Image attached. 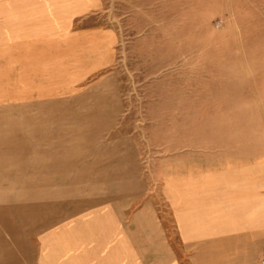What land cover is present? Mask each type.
<instances>
[{"label":"rangeland","instance_id":"1","mask_svg":"<svg viewBox=\"0 0 264 264\" xmlns=\"http://www.w3.org/2000/svg\"><path fill=\"white\" fill-rule=\"evenodd\" d=\"M17 2L0 4V264L80 254L85 233L117 264H262L264 220L232 244L222 211L252 189L264 206V0ZM81 27L110 34L62 35ZM114 92L112 124L76 115Z\"/></svg>","mask_w":264,"mask_h":264},{"label":"crops","instance_id":"2","mask_svg":"<svg viewBox=\"0 0 264 264\" xmlns=\"http://www.w3.org/2000/svg\"><path fill=\"white\" fill-rule=\"evenodd\" d=\"M11 1V2H10ZM18 0H0V4H8V3H18ZM105 35L110 34L108 30H105L100 27H81L76 29L68 30L66 34H62L64 36H74L75 38H88L84 39L83 42L79 40V44H88L90 42L89 39L94 41V38H96L99 35ZM78 44V45H79ZM78 47V46H77ZM93 58V57H92ZM90 67V65L88 66ZM92 71L91 73L97 71L100 67V64H94L92 65ZM89 73L88 75H90ZM82 74V73H81ZM84 75V74H83ZM85 77V75L83 76ZM117 77V72L112 70L108 71L98 78V86L95 88L94 92L92 93L94 97L98 98V100L103 104V101H106V94L104 92V83L113 82L114 79ZM79 84H81L80 81H78ZM103 83V85H101ZM91 96V98L93 97ZM85 98H89L88 96H85ZM83 98V99H85ZM113 102V103H112ZM111 103L112 105L108 106H102L98 108H85L87 111L85 112V109L83 112H81L80 108L77 109V116H85V117H91L93 120L91 121L93 124V127H100L101 124L107 123L112 124L114 120V116H117L120 111L122 110V105L120 103V100L118 96L116 95V92H114V96L111 97ZM100 130V128H99ZM84 148V145H79L78 149ZM114 158H116V155H113ZM41 161L34 162L35 164H45L48 165L50 163L49 158L46 157H40ZM57 162V161H56ZM58 163V162H57ZM61 163V162H60ZM78 164H81V161L78 160ZM113 163H116L115 160H113ZM84 178V177H82ZM247 193L243 195V199H240L242 196L240 194L237 195V200L233 203H229L226 205V208L223 209L222 215H223V221L226 223L225 225H222V227H226L229 229H236L237 231L235 233L230 234L229 237V243L232 244H247V245H257V243L262 238V219L264 220V206L261 205L260 200V194L259 191H255L252 189V191L247 190ZM96 201V199H95ZM88 203L89 205L94 204L92 200ZM83 204H77L76 205V211H79L78 209L82 207ZM143 224H146V228L155 229L156 223L153 220H146L142 219ZM241 230V231H238ZM88 234L85 233L84 236V251L81 252L79 255L77 253L73 254H41L40 256L35 257L34 259H29L30 264H117L116 258L111 253L105 254L100 252H91L93 250H89L90 246V238L87 236ZM91 235V234H89ZM159 235L156 234L154 236L155 240L160 242ZM89 239V241H88ZM100 246V245H99ZM93 248V247H92ZM248 249V248H247ZM253 249V248H251ZM253 255V254H252ZM254 256H251L250 253L244 251L243 253L237 252V255L235 256V261H242V264H247V262H251L253 260ZM33 261V262H32Z\"/></svg>","mask_w":264,"mask_h":264},{"label":"built area","instance_id":"3","mask_svg":"<svg viewBox=\"0 0 264 264\" xmlns=\"http://www.w3.org/2000/svg\"><path fill=\"white\" fill-rule=\"evenodd\" d=\"M261 262H262V264H264V253H263V256L261 258Z\"/></svg>","mask_w":264,"mask_h":264}]
</instances>
